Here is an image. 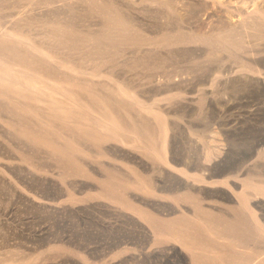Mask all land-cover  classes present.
Returning a JSON list of instances; mask_svg holds the SVG:
<instances>
[{"label":"rangeland","instance_id":"obj_1","mask_svg":"<svg viewBox=\"0 0 264 264\" xmlns=\"http://www.w3.org/2000/svg\"><path fill=\"white\" fill-rule=\"evenodd\" d=\"M213 1L0 0V264H194L166 235L201 213L187 195L233 219L242 180L264 183V0ZM157 114L154 161L122 136Z\"/></svg>","mask_w":264,"mask_h":264},{"label":"bare ground","instance_id":"obj_2","mask_svg":"<svg viewBox=\"0 0 264 264\" xmlns=\"http://www.w3.org/2000/svg\"><path fill=\"white\" fill-rule=\"evenodd\" d=\"M217 1L222 2V0H217ZM248 2H249L248 0H242L243 5H247ZM213 3L215 4L216 0L213 1ZM255 4L256 3H254V5ZM258 4H261V3H258ZM257 6H258L257 11L260 12L262 15L256 16L253 18V19H255V21H253V23H254L253 25L256 26L255 28H257V30L259 32H263L264 31V7L260 6V5H257ZM241 7L243 9V6H241ZM235 9H236V7H235ZM242 9H240V8L238 9L241 14L243 13V10H244V9L243 10ZM237 14L238 13H236V15ZM254 15H256V14H254ZM246 17H248V16H246ZM251 19L252 18H250V21H248L247 19L246 20L248 21V23H250ZM119 20H122V19H119ZM244 21L241 20V23L242 22L244 23ZM237 22H239V21H236L233 23L235 25L234 27L232 26L233 31L231 30V27H230V30H231L230 32H235L236 35H237V33L240 34L241 28H242V25H240V23H238V25L235 24ZM248 23H247V25H248ZM115 25H116V23H115ZM118 25H119V27H121L123 25V21L122 22L119 21L117 26ZM112 26H113V24H112ZM117 26H115L114 28H116ZM123 27H121V29ZM251 27H252V24H251ZM246 28H250V27L242 28V30H244ZM129 29H130V27H129ZM247 30H244L242 32L246 31V33H247ZM249 31H250V29H249ZM249 31H248V33H251ZM256 34H258V32ZM259 34L261 35L263 33H259ZM252 35H253V32H252ZM166 37H164V38L166 39ZM207 37L199 38V40H202L205 43H210V44H219V45L222 44V46H224V44H225V43L224 44L221 43V40L219 41L218 39L212 38L211 36L209 38H207ZM127 38H129V36ZM167 38L169 39V37H167ZM260 38H262V36ZM229 39H230L229 37H227V38L224 37L223 41L232 47V51L234 50L237 52V51H241V50L244 51L245 50L244 48H246V47L243 44L244 38L242 37V35H241V37H239L237 39H233L234 41L232 39H230L233 42H231ZM181 40L182 39H178V37H176L172 41L177 42V41H181ZM172 41H170V42H172ZM223 48H225V47H223ZM246 66H248V65H246ZM66 88H68V87H66ZM123 93L126 94L127 98H132V96L128 95L125 91H123ZM129 93H132V92H129ZM106 108H107V106H106ZM143 111H144V109H143ZM147 113H148V111L146 112V115H147ZM154 118H155L156 126H154L152 129H150L147 126H144L143 124L142 125H138L136 123L134 124V126L136 128H139V129L144 131V134L141 137L131 138V140H128L127 138H125L123 136H122V138L124 140H127L130 143L135 144V146L137 148L144 150L143 152H145V155H147L149 158H151L155 161L156 159H159V158L163 159L164 155L167 153L168 149L165 145V141H163V139H162V138H164L163 127H161V125H160L161 122L158 119L159 118L158 114L156 116H154ZM162 122H163V120H162ZM165 125H167V124H165ZM121 126L122 125L120 124V122H118L116 120H112L110 123L105 125L104 128H105V130H111L112 131V130H118V128H120ZM162 126H164V125H162ZM146 127H147V129H146ZM115 133L120 135L117 131H115ZM148 135L150 136V139L148 138ZM159 141H160V143H159ZM168 153H170V152H168ZM207 153H206V156L208 155ZM167 160H169V159H167ZM151 162H152V160H151ZM168 163H169V161H168ZM193 178H194L195 182L196 181H198V182L204 181V179L200 176H194ZM254 180L249 179V178L242 180V182H241L242 183V190L236 192L237 202H236V205H234V207L231 208L234 211L232 213L235 214L233 219L228 218V216H227L230 214L229 213L230 210H228V208H227V211H229V212L228 213L225 212L226 216H219L218 214H215V212H213V210H209L208 208H206L204 206V204H203L204 202L202 199L204 197L198 198V197H196L197 194H195V196H194L193 193H189L187 195V198L193 203V206L196 208V210H200L201 213L195 215L193 218H188L187 220H183L181 222L170 221L169 225H168L169 232L166 233V235L169 236L170 238L180 242L184 248L189 250V252L193 258L194 264H264V247L259 246L262 243H264V221L257 214V212L254 210V208L251 204V199L254 196H256L257 194H263L264 195V183H257ZM232 181L234 182V180H232ZM227 183L229 186L231 185V183H229V182H227ZM138 186L142 191H147L146 185L141 183V181H140V184ZM232 188H233V190L236 189L234 186ZM145 193H147V192H145ZM152 193H154V192H152ZM231 197H232V195H231ZM231 197H229V198H231ZM232 198H234V197H232ZM222 207H224V206H222ZM222 207H220V208H222ZM189 224H195L196 226L200 227L199 229L204 230L205 233L207 232V235H205V236H206V239L208 240V243L207 242H206V244L195 243L194 242V239H195L194 236L196 237V239H198V238H197V235H194V236L192 235L193 233L190 230L191 225H189ZM250 234L253 237L255 236L257 244H258V242L260 243L259 245H256V244H253L255 246L250 245V243H252V242L249 243V241H250L249 236H251ZM158 236L163 237L162 231L158 234Z\"/></svg>","mask_w":264,"mask_h":264}]
</instances>
